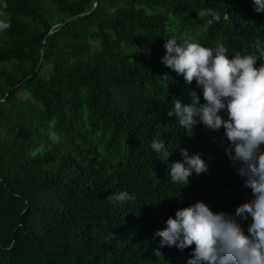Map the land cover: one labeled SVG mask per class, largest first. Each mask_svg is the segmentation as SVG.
<instances>
[{
    "label": "trees",
    "instance_id": "16d2710c",
    "mask_svg": "<svg viewBox=\"0 0 264 264\" xmlns=\"http://www.w3.org/2000/svg\"><path fill=\"white\" fill-rule=\"evenodd\" d=\"M209 8L221 17L211 26L198 15ZM254 8L253 0H0V20L10 23L0 31V264H187L195 245L153 253L168 217L196 202L235 215L253 199L222 127L191 132L167 116L173 99L191 103V91L204 101L161 58L166 40L187 37L222 43L230 57L259 56L264 13ZM153 140L165 143L166 159ZM181 149L207 165L187 185L171 182ZM122 191L135 201L107 199ZM237 220L247 232L251 217Z\"/></svg>",
    "mask_w": 264,
    "mask_h": 264
},
{
    "label": "clouds",
    "instance_id": "9594fccd",
    "mask_svg": "<svg viewBox=\"0 0 264 264\" xmlns=\"http://www.w3.org/2000/svg\"><path fill=\"white\" fill-rule=\"evenodd\" d=\"M256 12L264 13V0H253ZM200 17L211 16L206 21L211 26L221 17L213 9H202ZM10 27L6 20H0V31ZM166 54L161 63L182 76L187 85L195 81L200 94L189 93L191 103L173 99L168 117H176L185 130L202 124L210 130L224 129V135L233 145V162H240L238 174L244 179V186L251 190L253 199L242 203L235 215L213 212L205 203L196 202L180 208L175 217H168L166 227L158 230L159 246L153 249L161 257L160 248L175 246L181 251L191 248L187 264H264V45L255 43L254 54L228 55V48L218 43L208 48L191 37L166 40ZM258 61L259 66L257 67ZM165 73L163 79H167ZM226 113V117L222 115ZM49 139L57 142L55 132H49ZM151 148L157 154L163 152V159L169 155L164 142L153 140ZM183 162L171 165L170 176L174 184L187 185L195 172L207 171L206 163L199 154L189 155L181 149ZM114 201H135V194L127 191L107 197ZM251 223L247 232L237 218Z\"/></svg>",
    "mask_w": 264,
    "mask_h": 264
},
{
    "label": "water",
    "instance_id": "95a60500",
    "mask_svg": "<svg viewBox=\"0 0 264 264\" xmlns=\"http://www.w3.org/2000/svg\"><path fill=\"white\" fill-rule=\"evenodd\" d=\"M83 15H85V14H80V15H77V16H74V17H72V18H70L69 19V21H71V20H73V19H75V18H77V17H79V16H83ZM65 24V23H64ZM63 24V25H64ZM54 33V31L52 30V31H50L49 33H48V36H50L51 34H53ZM41 60H42V58H43V51H41ZM25 80H27V79H25Z\"/></svg>",
    "mask_w": 264,
    "mask_h": 264
}]
</instances>
